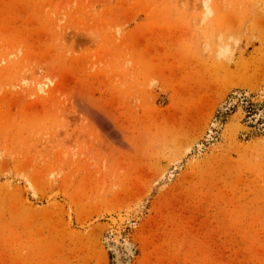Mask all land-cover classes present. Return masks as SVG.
Here are the masks:
<instances>
[{
  "label": "rangeland",
  "instance_id": "rangeland-1",
  "mask_svg": "<svg viewBox=\"0 0 264 264\" xmlns=\"http://www.w3.org/2000/svg\"><path fill=\"white\" fill-rule=\"evenodd\" d=\"M115 249L264 264V0H0V264Z\"/></svg>",
  "mask_w": 264,
  "mask_h": 264
},
{
  "label": "bare ground",
  "instance_id": "bare-ground-1",
  "mask_svg": "<svg viewBox=\"0 0 264 264\" xmlns=\"http://www.w3.org/2000/svg\"><path fill=\"white\" fill-rule=\"evenodd\" d=\"M129 243H128L129 245L128 244L125 245V249H124V251L127 252V253H130L131 250L134 249V247L131 244V242H129ZM114 248H116V247H114ZM122 255H123L122 253H120L117 249H115V264H124L123 261H122V257H123ZM125 256H126V254H125ZM125 264H129V262H127V263L125 262Z\"/></svg>",
  "mask_w": 264,
  "mask_h": 264
}]
</instances>
